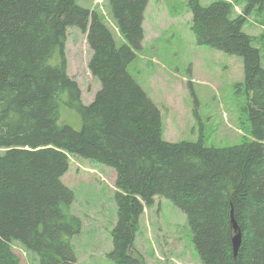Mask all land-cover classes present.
Listing matches in <instances>:
<instances>
[{"label": "trees", "instance_id": "obj_1", "mask_svg": "<svg viewBox=\"0 0 264 264\" xmlns=\"http://www.w3.org/2000/svg\"><path fill=\"white\" fill-rule=\"evenodd\" d=\"M235 1L240 15L230 0L186 3L196 43L243 64L250 136L214 148L200 139L166 142L159 109L127 72L148 0H108L109 18L75 0H0V264L20 263L13 244L37 264H79L73 240L82 220L62 182L78 158L115 171L107 256L116 264H147L135 241L156 196L186 215L202 264H264V69L255 37L243 30L264 0ZM69 28L86 35L87 68L100 86L86 106L67 74ZM63 93L82 118L80 131L58 124ZM231 214L241 235L235 256Z\"/></svg>", "mask_w": 264, "mask_h": 264}, {"label": "rangeland", "instance_id": "obj_2", "mask_svg": "<svg viewBox=\"0 0 264 264\" xmlns=\"http://www.w3.org/2000/svg\"><path fill=\"white\" fill-rule=\"evenodd\" d=\"M93 1L75 0L78 6L102 13L100 4ZM230 1L236 5L238 14L243 5ZM107 3L108 0H103L101 5L109 18ZM186 3L187 0H148L144 39L134 60L127 65V72L159 109L166 142L200 139L205 147L238 145L249 138L251 130L244 110L248 94L242 86V60L196 43ZM261 26L264 9L248 16L243 30L255 37L253 44L260 51L264 69ZM113 31L119 46L122 41L115 28ZM65 54L67 74L77 83L82 104L86 106L100 88L87 68L91 53L86 35L69 28ZM67 101V93L58 98V124L80 131L82 118L66 105ZM115 178L112 168L79 158L70 162L62 178L74 194L72 211L82 220L81 234L73 240L79 264H116L107 256L112 248L110 233L117 221ZM135 247L147 264H202L186 215L163 197L156 196L153 206L141 216ZM12 248L19 264H37L35 254L24 251L18 244Z\"/></svg>", "mask_w": 264, "mask_h": 264}, {"label": "water", "instance_id": "obj_3", "mask_svg": "<svg viewBox=\"0 0 264 264\" xmlns=\"http://www.w3.org/2000/svg\"><path fill=\"white\" fill-rule=\"evenodd\" d=\"M231 224H232V227H233L234 231L236 232L237 231V226H236V224H235V222L233 220L232 214H231ZM240 244H241V235H240L239 232H236L235 235L232 238V247H233L234 256L237 254L238 249L240 247Z\"/></svg>", "mask_w": 264, "mask_h": 264}, {"label": "crops", "instance_id": "obj_4", "mask_svg": "<svg viewBox=\"0 0 264 264\" xmlns=\"http://www.w3.org/2000/svg\"><path fill=\"white\" fill-rule=\"evenodd\" d=\"M93 3H94V1H93Z\"/></svg>", "mask_w": 264, "mask_h": 264}]
</instances>
